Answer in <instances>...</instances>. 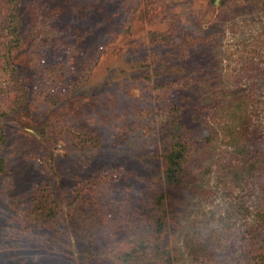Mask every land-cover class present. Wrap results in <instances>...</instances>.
I'll use <instances>...</instances> for the list:
<instances>
[{
	"label": "rangeland",
	"instance_id": "1",
	"mask_svg": "<svg viewBox=\"0 0 264 264\" xmlns=\"http://www.w3.org/2000/svg\"><path fill=\"white\" fill-rule=\"evenodd\" d=\"M0 120V264H264V0H0Z\"/></svg>",
	"mask_w": 264,
	"mask_h": 264
},
{
	"label": "trees",
	"instance_id": "2",
	"mask_svg": "<svg viewBox=\"0 0 264 264\" xmlns=\"http://www.w3.org/2000/svg\"><path fill=\"white\" fill-rule=\"evenodd\" d=\"M4 139L2 124L0 120V142H2ZM181 144H179L178 148L173 149L169 154L166 156V178H168L171 181L179 182L181 180V173L179 168V162L178 159L182 157V152L180 150ZM1 162V159H0Z\"/></svg>",
	"mask_w": 264,
	"mask_h": 264
}]
</instances>
